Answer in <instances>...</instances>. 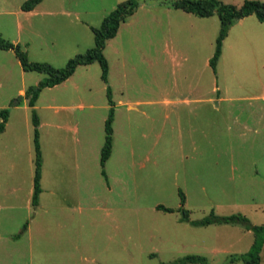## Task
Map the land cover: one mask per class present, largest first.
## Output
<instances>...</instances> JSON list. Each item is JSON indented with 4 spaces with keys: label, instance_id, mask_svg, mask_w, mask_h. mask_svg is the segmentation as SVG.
Listing matches in <instances>:
<instances>
[{
    "label": "rangeland",
    "instance_id": "rangeland-1",
    "mask_svg": "<svg viewBox=\"0 0 264 264\" xmlns=\"http://www.w3.org/2000/svg\"><path fill=\"white\" fill-rule=\"evenodd\" d=\"M23 1L0 0V36L17 43L29 61L54 67L92 46L80 21L96 27L116 4L41 0L34 7L75 11L78 22L71 24L58 14L22 11ZM140 1L102 50L106 84L93 62L39 92L33 106L41 157L35 206L33 126L23 93L45 75L23 71L12 50L0 49V110H7L0 134V264H162L189 254L207 264H244L230 258L249 249V230L191 226L178 221L176 209L181 192L189 219L212 211L264 224V23L250 15L233 25L213 73L215 14L167 13L162 0ZM168 21L171 53L187 57L171 64L162 51ZM195 82L200 100L166 104ZM107 85L111 151L101 166ZM157 204L174 211L156 210ZM259 259L264 264V244Z\"/></svg>",
    "mask_w": 264,
    "mask_h": 264
},
{
    "label": "trees",
    "instance_id": "trees-1",
    "mask_svg": "<svg viewBox=\"0 0 264 264\" xmlns=\"http://www.w3.org/2000/svg\"><path fill=\"white\" fill-rule=\"evenodd\" d=\"M41 0H25L21 3L22 11L33 9ZM163 6L181 10L190 13L196 17H209L215 14L218 19V31L214 40V50L208 59V66L211 71L215 72L216 63L220 55L221 44L225 38L228 29L239 19L254 15L259 22H264V3L259 0H243L239 7L232 4L222 3L219 0H162ZM143 4L140 0H119V2L101 19L98 26H91L92 46L85 49L81 53H76L68 58L62 67H54L46 62H33L27 59L26 53L17 43H12L0 36V49L12 50L14 56L23 71H35L44 74L45 77L38 80L36 84L28 86L23 97L26 99L27 106L31 108L30 119L33 126V151H34V172L32 179V192L30 203L35 206L38 201V195L41 191L39 186L41 157L38 144V117L34 111V103L39 92L46 87H52L66 80L78 66H84L93 62L98 63L100 67V79L103 83H107L108 65L102 50L107 40L113 38L117 32L119 25L134 13V11ZM106 95L108 96V114L104 120L103 130L104 139L100 149L99 163L103 166L104 162L110 155L111 151V122L113 118V108L110 97L109 86H106ZM7 118V110H0V133L4 129ZM101 174H104L101 171ZM180 206L176 209L179 212L178 221L186 222L191 226L202 227L210 224H240L244 229L252 233L253 240L249 249L239 255L230 258V261L241 260L244 264H260L259 251L264 244V224H251L248 219L240 214L234 213L229 215H216L210 211L206 216L200 219H189L188 211L182 207L184 196L178 193ZM155 209L170 213L174 209L165 207L161 204L155 205ZM26 224L23 225V230ZM162 264H207L206 258L200 255H185L170 263Z\"/></svg>",
    "mask_w": 264,
    "mask_h": 264
},
{
    "label": "crops",
    "instance_id": "crops-1",
    "mask_svg": "<svg viewBox=\"0 0 264 264\" xmlns=\"http://www.w3.org/2000/svg\"><path fill=\"white\" fill-rule=\"evenodd\" d=\"M114 2H116V4L119 2L118 0H115ZM115 4V3H114ZM115 4V5H116ZM114 5V6H115ZM165 10L164 11H167V13H169L168 11H169V9L170 8H168V7H165L164 8ZM167 9V10H166ZM175 10H177V9H175ZM181 11V10H180ZM26 12H28V13H30V14H34V13H41L40 15L41 16H43V15H48V16H55V14L57 15H61V16H64V17H68V19H69V22L71 23V24H73V23H76V22H78V19L76 18V14H77V12H72V11H60V12H53V11H46V12H43V11H35L34 10V8L33 9H31V10H29V11H26ZM148 12V11H147ZM184 13H186V12H184ZM186 14H189V15H192V14H190V13H186ZM105 15V14H104ZM104 15H101V17L98 19V23L97 24H99L100 23V21H101V19L103 18V16ZM133 15V14H132ZM132 15H130L127 19H126V21L125 22H123V23H121L120 25H119V27H118V29H117V31L119 30V28L121 27V25H123V26H125V25H127L128 24V19L132 16ZM194 16V15H193ZM250 16V15H249ZM196 17V16H195ZM210 17V16H209ZM209 17H198V18H209ZM247 17V16H246ZM246 17H243V18H241V19H239L238 21H236L233 25H235V24H239L240 23V21H242L244 18H246ZM190 21H194V20H190ZM196 21V20H195ZM194 21V22H195ZM258 21V20H257ZM80 23H81V25H82V30L84 31H82L84 34L86 33V42H87V40L89 39V35L90 34H92V32H91V29H90V27L91 26H93L94 27V23L92 24V23H87V22H81L80 21ZM253 23V22H252ZM258 24H263L264 22H257ZM167 24H168V26H166V30H163V40H162V51H163V54H165L166 55V57L168 58V62L171 64L172 62L174 63L175 62V59L177 58V57H179V59L180 60H182V61H184V60H186V55H176L175 56V53H171V51H170V48H171V42H172V37H171V31H170V25H169V21L167 22ZM254 24V23H253ZM96 25V24H95ZM233 25H231L230 26V28L231 27H233ZM255 25H257V24H255ZM229 28V29H230ZM229 29H228V31H229ZM227 31V32H228ZM194 32H195V30H194ZM116 34H117V32H116ZM115 34V35H116ZM225 37H227V34H226V36ZM224 40V39H223ZM92 43H93V39H92ZM75 46H77V44L75 45ZM196 85H197V82H195L193 85L192 84H190L189 86H188V89H186L185 90V95H183V96H181V97H175V99H173V100H165V102H166V104H167V102H169L168 104H170L171 102H173V101H176V102H181L182 104H184V105H187L190 101H192V100H195V101H197V100H200V97H201V91H197V87H196ZM187 94V95H186ZM192 96H194V99H190V98H192ZM263 99H264V96H263ZM6 123V122H5ZM5 126V125H4ZM3 131H4V129H3ZM3 131L1 132V133H3ZM0 133V134H1ZM32 192V191H31Z\"/></svg>",
    "mask_w": 264,
    "mask_h": 264
}]
</instances>
